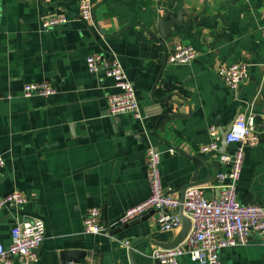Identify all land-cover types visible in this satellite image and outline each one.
Here are the masks:
<instances>
[{"label":"crops","instance_id":"obj_1","mask_svg":"<svg viewBox=\"0 0 264 264\" xmlns=\"http://www.w3.org/2000/svg\"><path fill=\"white\" fill-rule=\"evenodd\" d=\"M93 2L95 24L76 16L78 0H0V151L6 159L0 196L20 189L27 197L0 209V242L9 245L17 222L38 217L46 233L34 264H157L150 251L181 229H160L152 213L114 227L112 234L130 240V249L108 235L85 233L84 217L99 207L104 221H115L150 195L151 146L161 151L170 194L181 197L187 185L203 186L207 197L220 194L217 175L229 165L199 148L210 141L212 124L223 132L255 98L257 111L264 108V0ZM180 11L186 12L182 24L162 38L160 17ZM56 13L71 21L43 29V17ZM177 42L194 45L198 56L169 63ZM96 52L119 55L141 117L109 113L108 95L118 88L104 71L88 70L86 57ZM241 60L251 63L250 76L235 91L217 69ZM42 80L54 93L23 95L25 82ZM237 193L244 203L264 204V137L246 148ZM220 257L222 264H264L262 236L254 233ZM180 264L203 263L186 254Z\"/></svg>","mask_w":264,"mask_h":264},{"label":"built area","instance_id":"obj_2","mask_svg":"<svg viewBox=\"0 0 264 264\" xmlns=\"http://www.w3.org/2000/svg\"><path fill=\"white\" fill-rule=\"evenodd\" d=\"M159 1V0H155ZM77 17L95 24V5L93 0H78ZM71 21L66 13L47 15L42 19V28ZM264 37V27H263ZM198 56L192 44L177 42L167 53V61L173 64H189ZM90 72L104 71L113 78L117 92L108 95V111L111 115L132 112L141 117L137 90L128 77L127 71L118 54L107 57L102 53H91L86 57ZM260 66L264 78V60ZM251 63L245 60L222 64L217 72L233 90H239L250 76ZM54 87L48 80L25 82L22 93L26 97L47 96L54 93ZM253 99L243 109L231 126L225 140L227 148L235 145L234 150H222V132L215 125L209 127L210 141L200 145L201 152H215L219 160L229 165L228 170L218 172L219 195L207 197L201 185L189 186L185 190L184 201L179 196L167 194L161 176V151L151 146L146 150L147 178L150 195L140 203L126 209L115 221L102 219L99 207L90 208L84 217V232L88 234L108 235L131 249L132 242L118 239L112 229L127 224L152 212L156 225L165 231L182 228L179 213L183 205V214L191 220V228L185 239L172 248L154 247L150 256L157 264H180L183 255L203 264H222L220 252L226 247L244 245L250 242L254 233H259L264 242V204L244 203L237 193V185L243 168L247 147H252L264 137V108L257 111ZM175 152V148H170ZM6 166L4 153L0 151V181L2 170ZM27 197L20 189L0 196V209L8 203L22 205ZM46 226L43 219L33 217L17 222L12 229V241L9 245L0 242V264H34L39 258V247L45 237Z\"/></svg>","mask_w":264,"mask_h":264},{"label":"water","instance_id":"obj_3","mask_svg":"<svg viewBox=\"0 0 264 264\" xmlns=\"http://www.w3.org/2000/svg\"><path fill=\"white\" fill-rule=\"evenodd\" d=\"M169 15H170V13L167 12L164 15H162L159 19L158 29L161 32V37L164 39H168L170 37V34L173 32L172 26L174 24H182V22L184 20V16L186 15V12L180 11L176 17H173L171 19H168ZM153 34H155V33H153ZM231 126L222 132V137H223V139H222V150L223 151L227 150V143H226L225 138H226L227 134L230 132ZM193 181H196V180H193ZM190 186H193V185H190ZM188 187H189V185H187L186 187H184L182 189V195L180 197L182 202L184 201L185 190ZM170 193H171L170 191H167V194H170ZM179 213L182 217V222H183L182 228H181L179 234L175 237V239H173L171 242L163 243V246H165V248H172V247L179 245L185 239V237L188 235V233L190 231L191 220L183 214V205L182 204L180 205ZM144 216L148 217L149 214H146ZM144 216L141 218H144ZM141 218L135 219L129 223L140 220ZM127 224H124V225H127ZM119 228H121V226L120 227L118 226L116 230H118Z\"/></svg>","mask_w":264,"mask_h":264}]
</instances>
